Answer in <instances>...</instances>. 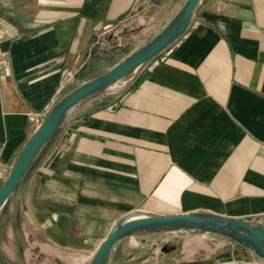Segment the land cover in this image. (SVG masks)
I'll use <instances>...</instances> for the list:
<instances>
[{"label": "crops", "instance_id": "crops-1", "mask_svg": "<svg viewBox=\"0 0 264 264\" xmlns=\"http://www.w3.org/2000/svg\"><path fill=\"white\" fill-rule=\"evenodd\" d=\"M185 2L0 0V184L62 97ZM121 81L69 113L10 197L3 264H89L112 227L138 214L264 228V0H202L185 34ZM172 233L123 238L108 264H264L228 241L226 254L178 259L160 238Z\"/></svg>", "mask_w": 264, "mask_h": 264}, {"label": "water", "instance_id": "water-1", "mask_svg": "<svg viewBox=\"0 0 264 264\" xmlns=\"http://www.w3.org/2000/svg\"><path fill=\"white\" fill-rule=\"evenodd\" d=\"M201 2L202 0H186L161 31L146 37L142 44L112 68L78 84L48 111L0 186V213L62 127L69 113L79 104L111 90L125 77L138 72L176 42L187 31ZM175 231L214 233L231 238L264 261L263 227L235 217L191 212L172 216L138 214L119 220L91 257L89 264H108L113 247L123 238ZM0 264H3L1 259Z\"/></svg>", "mask_w": 264, "mask_h": 264}, {"label": "rangeland", "instance_id": "rangeland-1", "mask_svg": "<svg viewBox=\"0 0 264 264\" xmlns=\"http://www.w3.org/2000/svg\"><path fill=\"white\" fill-rule=\"evenodd\" d=\"M96 41H97L96 47L99 49V51L101 50L102 52H106L105 50L103 51V47H104L103 44L106 45L107 39L104 40V38L102 39V37H98ZM111 50L112 49H109L108 51ZM121 82L122 81L117 83L114 87H118ZM160 238H163L164 240L163 242L166 243L169 254L178 257V259L179 258L185 259L187 255L190 256L192 254L195 258L202 257L208 254L210 250H215V251L219 250L222 251L224 254H226L228 253V251H230V248H228L227 246L226 247L222 246L221 244L223 243V241L237 243L233 239L219 234L198 233L191 231L190 232L175 231L170 235L166 234L165 236L163 235V237Z\"/></svg>", "mask_w": 264, "mask_h": 264}, {"label": "built area", "instance_id": "built-area-1", "mask_svg": "<svg viewBox=\"0 0 264 264\" xmlns=\"http://www.w3.org/2000/svg\"><path fill=\"white\" fill-rule=\"evenodd\" d=\"M33 117H32V121L34 122V123H39V122H37V120H36V117L38 116V114L37 113H33V115H32ZM40 125V124H39Z\"/></svg>", "mask_w": 264, "mask_h": 264}]
</instances>
